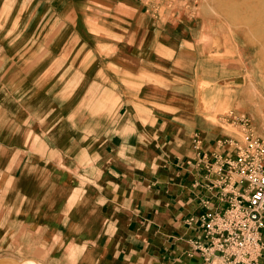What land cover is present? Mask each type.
<instances>
[{"label":"crops","instance_id":"obj_1","mask_svg":"<svg viewBox=\"0 0 264 264\" xmlns=\"http://www.w3.org/2000/svg\"><path fill=\"white\" fill-rule=\"evenodd\" d=\"M170 4L0 0V253L204 264L189 219L222 207L220 25Z\"/></svg>","mask_w":264,"mask_h":264},{"label":"built area","instance_id":"obj_2","mask_svg":"<svg viewBox=\"0 0 264 264\" xmlns=\"http://www.w3.org/2000/svg\"><path fill=\"white\" fill-rule=\"evenodd\" d=\"M229 118L240 123L243 133L219 140L224 151L215 157L214 170L220 176L213 187L222 207L189 219L203 232V238L192 245L204 264H260L264 259V138L254 133L244 114L231 112Z\"/></svg>","mask_w":264,"mask_h":264},{"label":"rangeland","instance_id":"obj_3","mask_svg":"<svg viewBox=\"0 0 264 264\" xmlns=\"http://www.w3.org/2000/svg\"><path fill=\"white\" fill-rule=\"evenodd\" d=\"M154 1L158 7L172 3L173 10L189 5L191 14L219 22L220 51L214 55L221 60V85L217 86L221 97L218 102L209 99V107L205 106L204 110L211 113V119L220 126L222 134L242 136L240 123L229 118L230 113L234 112L244 114L254 133L264 138V84L261 82L264 79V0ZM194 9L196 11L193 12ZM211 73L212 68L209 67L206 77ZM203 83L206 89L216 86L207 79ZM213 93L208 90L204 96L210 98ZM0 256L20 258L19 261L32 264L30 258H21L15 253L1 252ZM36 264L40 263L37 261Z\"/></svg>","mask_w":264,"mask_h":264},{"label":"bare ground","instance_id":"obj_4","mask_svg":"<svg viewBox=\"0 0 264 264\" xmlns=\"http://www.w3.org/2000/svg\"><path fill=\"white\" fill-rule=\"evenodd\" d=\"M22 262L18 259L4 257L0 259V264H21ZM23 264V263H22Z\"/></svg>","mask_w":264,"mask_h":264}]
</instances>
